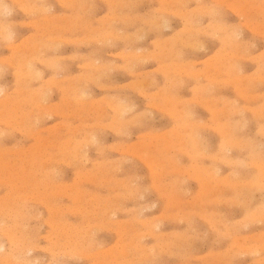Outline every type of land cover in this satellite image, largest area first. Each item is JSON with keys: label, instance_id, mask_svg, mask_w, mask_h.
<instances>
[{"label": "rangeland", "instance_id": "1", "mask_svg": "<svg viewBox=\"0 0 264 264\" xmlns=\"http://www.w3.org/2000/svg\"><path fill=\"white\" fill-rule=\"evenodd\" d=\"M5 2L11 39L0 38V90L6 96L0 104V264H14L29 248L27 259L42 264H254L257 257L241 246L256 242L264 221L247 228L242 222L264 202V190L234 181L236 173L247 182L260 171L251 145L264 142L261 0H31L34 11L25 0ZM205 7L218 14L201 11ZM52 57L61 58L65 70H54L47 62ZM90 60L107 67L83 80ZM28 62L38 77L27 76ZM113 97L133 106L121 130L111 125L117 116ZM184 111L190 135L175 137ZM89 133L99 144H82L74 154ZM130 180L140 186L134 194L126 187Z\"/></svg>", "mask_w": 264, "mask_h": 264}, {"label": "clouds", "instance_id": "2", "mask_svg": "<svg viewBox=\"0 0 264 264\" xmlns=\"http://www.w3.org/2000/svg\"><path fill=\"white\" fill-rule=\"evenodd\" d=\"M26 7H28L30 10H36V5L31 2V0H25ZM261 4L264 5V0H261ZM42 11H47V9H42ZM201 11H206L211 15H217L218 12L215 8H209L205 7ZM10 14V9L8 5L6 4L5 0H0V38H7L10 39V33L8 32V26L5 23V18L7 15ZM61 58L59 57H52L49 59L48 63L51 67H53L58 73L62 72L63 66L61 65ZM86 67L89 69V71L85 74L83 77L84 79H91L93 78L97 73H100L106 69L107 66L101 65L99 61L96 60H90ZM32 69L31 65H28V72L27 75L31 76ZM36 76H39V73L35 74ZM39 99L37 103L42 104L43 98H44V90L41 89L38 92ZM87 97L86 92L80 93V98L85 99ZM115 103V111L117 112V116L112 121V126L117 128L118 130H121L124 128V126L128 123V120L126 117L129 113L133 111V106L126 103L123 100H120L119 98L113 97L112 98ZM5 102V97L3 90H0V104H3ZM262 112H264V106H262ZM181 122L178 125L177 129L174 130L173 135L175 137H184L186 135H190L189 130L191 129L192 125L189 123L187 119V114L181 115ZM99 144V141L97 139V136L95 133H89L88 136L84 141H78L77 144L73 147L72 152L74 154H78L80 151V147L82 144ZM253 153L257 156L259 161V174L255 176L253 179L243 182L239 178V173L235 174V183L241 184V183H247L248 185L255 187L257 189L264 190V142H261L259 144H253L251 145ZM86 155V154H85ZM129 194H134L139 191L138 185L134 181H129L126 185ZM264 221V202H262L260 205H258L256 208L252 209L247 217H245V220L243 223V226L247 228L249 226V223L251 222H260ZM155 228L158 229L159 225L154 224ZM241 247L245 248V250L252 254L253 256H256L257 259L254 261V264H264V233H261L256 242L250 245H242ZM4 255V249L3 246L0 245V260H3ZM31 255V249L29 248L26 253H22V256H19L15 259L14 264H42L41 260H28L27 256Z\"/></svg>", "mask_w": 264, "mask_h": 264}, {"label": "bare ground", "instance_id": "3", "mask_svg": "<svg viewBox=\"0 0 264 264\" xmlns=\"http://www.w3.org/2000/svg\"><path fill=\"white\" fill-rule=\"evenodd\" d=\"M42 1H43V0H42ZM54 1H55V0H54ZM74 1H75V0H74ZM126 1H127V0H126ZM157 1H158V0H157ZM160 1H161V0H160ZM162 1H163V0H162ZM190 1H191V0H190ZM194 1H195V0H194ZM199 1H200V0H199ZM207 1H208V0H207ZM254 1H255V0H254ZM14 2H15V1H14ZM40 2H41V1H40ZM77 2H78V1H77ZM107 2H108V1H107ZM121 2H122V1H121ZM141 2H142V0H141ZM172 2H173V0H172ZM177 2H178V1H177ZM188 2H189V1H188ZM235 2H236V1H235ZM247 2H248V1H247ZM251 2H252V1H251ZM12 3H13V2H12ZM20 3H21V2H20ZM63 3H64V2H63ZM72 3H73V2H72ZM87 3H88V2H87ZM116 3H117V2H116ZM125 3H126V2H125ZM136 3H138V2H136ZM136 3H135V4H136ZM147 3H149V2H147ZM161 3H162V2H161ZM170 3H171V2H170ZM195 3H196V2H195ZM244 3H245V2H244ZM46 4H47V3H46ZM76 4H77V3H76ZM118 4H119V3H118ZM237 4H239V3H237ZM237 4H236V5H237ZM70 5H71V4H70ZM70 5H69V6H70ZM88 5H89V3H88ZM95 5H96V4H94V6H95ZM126 5H127V4H126ZM166 5H168V4H166ZM176 5H177V4H176ZM180 5H181V4H180ZM244 5H245V4H244ZM12 6H13V5H12ZM62 6H63V5H62ZM69 6H68V7H69ZM73 6H74V5H73ZM76 6H77V5H76ZM76 6H75V7H76ZM124 6H125V4H124ZM129 6H130V5H129ZM129 6H128V8H129ZM174 6H175V5H174ZM184 6H185V5H184ZM184 6H183V7H184ZM43 7H44V6H43ZM43 7L41 6L42 9H44ZM87 7H88V6H87ZM91 7H92V6H91ZM91 7H90V8H91ZM101 7H102V6H101ZM113 7H115V6H113ZM121 7H123V6H121ZM126 7H127V6H126ZM172 7H173V6H172ZM175 7H176V6H175ZM209 7H210V6H209ZM218 7H219V6H218ZM24 8H25V6H24ZM24 8H22V9L25 10ZM45 8H46V7H45ZM116 8H117V6H116ZM194 8H195V7H194ZM202 8H203V7H202ZM232 8H234V7H232ZM232 8H231L230 10H232ZM240 8H241V7H240ZM74 9H75V8H74ZM91 9H92V8H91ZM120 9H121V8H120ZM123 9H124V7H123ZM216 9H217V8H216ZM257 9H259V8H257ZM260 9H261V8H260ZM28 10H29V9H28ZM70 10L72 11V8H71ZM75 10H76V9H75ZM78 10H79V9H78ZM84 10H85V9H84ZM130 10H131V8H130ZM238 10H239V9H238ZM255 10H256V9H255ZM10 11H11V10H10ZM13 11H14V10H13ZM33 11H34V10H33ZM86 11H87V10H86ZM90 11H91V10H90ZM121 11H122V10H121ZM160 11H161V10H160ZM164 11H165V10H164ZM167 11H168V10H167ZM171 11H172V10H171ZM171 11H170V12H171ZM256 11H257V10H256ZM259 11H260V10H259ZM14 12H15V11H14ZM37 12H38V11H37ZM79 12H80V11H79ZM94 12H95V11H94ZM161 12H163V11H161ZM184 12H185V11H184ZM199 12H200V11H199ZM51 13H52V12H51ZM113 13H114V12H113ZM129 13H130V12H129ZM180 13H181V12H180ZM193 13H194V11H193ZM228 13H229V12H228ZM236 13H237V12H236ZM57 14H58V13H57ZM64 14H65V13H64ZM69 14H70V13H69ZM130 14H133V13H130ZM203 14H204V13H203ZM12 15H13V14H12ZM44 15H45V14H44ZM62 15H63V14H62ZM80 15H81V14H80ZM107 15H108V14H107ZM123 15H124V14H123ZM135 15H136V14H135ZM138 15H139V14H138ZM154 15H155V14H154ZM198 15H199V14H198ZM225 15H226V14H225ZM236 15H238V14H236ZM263 15H264V13H263ZM27 16H28V15H27ZM70 16H71V14H70ZM76 16H77V14H76ZM82 16H83V15H82ZM159 16H160V15H159ZM161 16H162V15H161ZM60 17H61V16H60ZM87 17H88V16H87ZM126 17H127V14H126ZM131 17H132V16H131ZM131 17H130V19H131ZM140 17H141V16H140ZM145 17H146V15H145ZM157 17H158V16H157ZM237 17H238V16H237ZM39 18H41V17H39ZM69 18H70V17H69ZM78 18H79V17H78ZM88 18H89V17H88ZM98 18H99V17H98ZM134 18H135V16H134ZM184 18H185V17H184ZM188 18H189V17H188ZM194 18H195V17H194ZM209 18H210V17H209ZM209 18H208V19H209ZM14 19H15V18H14ZM45 19H46V18H45ZM157 19H158V18H157ZM162 19H163V18H162ZM195 19H196V18H195ZM83 20H84V19H83ZM113 20H114V19H113ZM120 20H121V19H120ZM123 20H124V19H123ZM137 20H138V19H137ZM192 20H193V19H192ZM67 21H69V20L67 19ZM91 21L93 22V20H91ZM142 21H144V20L142 19ZM147 21H148V19H147ZM156 21H157V20H156ZM160 21H161V19H160ZM189 21H190V19H189ZM220 21H222V20H220ZM58 22H59V21H58ZM65 22H66V21H65ZM129 22H130V21H129ZM149 22H150V21H149ZM151 22H152V21H151ZM195 22H197V21L195 20ZM260 22H261V21H260ZM7 23H8V22H7ZM23 23H24V22H23ZM28 23H29V22H28ZM28 23H27V24H28ZM31 23H32V22H31ZM31 23H30V24H31ZM33 23H35V22L33 21ZM33 23H32V24H33ZM49 23H50V22H49ZM60 23H61V22H60ZM66 23H67V22H66ZM68 23H69V22H68ZM84 23H85V22H84ZM113 23H114V22H113ZM123 23H125V22H123ZM127 23H128V22H127ZM155 23H156V22H155ZM164 23H165V22H164ZM8 24H9V23H8ZM10 24H11V23H10ZM12 24H13V23H12ZM12 24H11V25H12ZM80 24H81V23H80ZM86 24H87V23H86ZM90 24L92 25V23H90ZM90 24H88L89 27H90ZM128 24H129V23H128ZM128 24H127V25H128ZM150 24H151V23H150ZM157 24H160V23H157ZM184 24H185V23H184ZM208 24H209V23H208ZM21 25H22V24H21ZM33 25H34V24H33ZM45 25H46V24H45ZM51 25H52V24H50V26H51ZM113 25H114V24H113ZM132 25H133V24H132ZM148 25H149V24H148ZM166 25H167V24H166ZM166 25H164V26H166ZM191 25H192V24H191ZM216 25H217V24H216ZM229 25H230V24H229ZM241 25H242V24H241ZM259 25H260V24H259ZM7 26H8V25H7ZM23 26H24V25H23ZM64 26H65V25H64ZM68 26H69V25H68ZM70 26H71V25H70ZM78 26H79V25H78ZM110 26H111V25H110ZM158 26H159V25H158ZM234 26H235V25H234ZM239 26H240V25H239ZM263 26H264V25H263ZM8 27H9V26H8ZM10 27H11V26H10ZM34 27H35V26H34ZM60 27H61V26H60ZM60 27H59V28H60ZM81 27H82V26H81ZM114 27H115V26H114ZM125 27H126V26H125ZM159 27H160V26H159ZM169 27H170V26H169ZM191 27H192V26H191ZM211 27H212V26H211ZM224 27H225V26H224ZM226 27H227V26H226ZM14 28H15V27H14ZM50 28H51V27H50ZM90 28H92V27H90ZM213 28H214V27H213ZM219 28H220V24H219ZM240 28H241V26H240ZM263 28H264V27H263ZM12 29H13V28H12ZM44 29H45V28H44ZM75 29H76V28H75ZM81 29H82V28H81ZM115 29H116V27H115ZM115 29H114V30H115ZM117 29H118V28H117ZM143 29H144V28H143ZM164 29H165V28H164ZM197 29H198V28H197ZM227 29H228V28H227ZM229 29H230V28H229ZM65 30H66V29H65ZM88 30H89V29H88ZM88 30H86V33H87ZM98 30H99V29H98ZM111 30H112V29H111ZM118 30H119V29H118ZM181 30H182V29H181ZM186 30H187V29H186ZM193 30H194V29H193ZM217 30H218V29H217ZM231 30H232V28H231ZM258 30H259V28L257 29V33H258ZM9 31H10V30H9ZM37 31H38V30H37ZM52 31H53V30H52ZM92 31H93V30H92ZM125 31H126V29H125ZM145 31H146V29H145ZM157 31H158V30H157ZM161 31H162V30H161ZM239 31H240V30H239ZM249 31H250V29H249ZM42 32H43V31H42ZM119 32H120V31H119ZM136 32H137V30H136ZM139 32H141V31H139ZM213 32H214V31H213ZM229 32H230V31H229ZM260 32H261V31H260ZM9 33H10V32H9ZM62 33H63V32H62ZM62 33H61V35H62ZM64 33H65V32H64ZM83 33H84V32H83ZM88 33H89V32H88ZM145 33H146V32H145ZM179 33H180V32H179ZM185 33H186V32H185ZM196 33H197V31H196ZM201 33H202V32H201ZM203 33H204V32H203ZM250 33H251V32H250ZM255 33H256V32H255ZM19 34H20V33H19ZM104 34H105V33H104ZM108 34H110V33H108ZM136 34H137V33H136ZM160 34H161V33H160ZM160 34H159V35H160ZM252 34H253V32H252ZM262 34H263V33H262ZM40 35H41V34H40ZM90 35H91V34H90ZM124 35H126V34H124ZM129 35H130V34H129ZM137 35H138V34H137ZM144 35H145V34H144ZM144 35H143V37H144ZM159 35H158V38H159ZM161 35H162V34H161ZM175 35H176V34H175ZM177 35H178V34H177ZM181 35H182V33H181ZM241 35H242V34H241ZM11 36H12V35H11ZM59 36H60V35H59ZM82 36H83V35H82ZM86 36H87V35H86ZM138 36H139V35H138ZM185 36H186V35H185ZM188 36H189V35H188ZM30 37H31V35H30ZM40 37H41V36H40ZM100 37H101V36H100ZM131 37H132V36H131ZM136 37H137V36H136ZM141 37H142V35H141ZM143 37H142V38H143ZM173 37H174V36H173ZM173 37H172V38H173ZM176 37H177V36H176ZM192 37H193V36H192ZM195 37H196V36H195ZM203 37H204V36H203ZM209 37H210V35H209ZM240 37H241V36H240ZM6 38H7V37H6ZM32 38H33V37H32ZM75 38H76V37H75ZM110 38H112V37H110ZM119 38H120V37H119ZM139 38H140V37H139ZM188 38H190V36H189ZM231 38H232V37H231ZM261 38H263V36H262ZM10 39H11V37H10ZM79 39H80V38H79ZM98 39H100V38H98ZM107 39H109V38L107 37ZM128 39H129V38H128ZM134 39H138V38H134ZM181 39H182V37H181ZM185 39H186V38H185ZM191 39H192V38H191ZM203 39H204V38H203ZM208 39H209V38H208ZM252 39H253V38H252ZM252 39H251V40H252ZM257 39H258V38H257ZM4 40H6V39H4ZM8 40H9V39H8ZM22 40H23V39H22ZM40 40H41V39H40ZM54 40H55V39H54ZM64 40H65V39H64ZM92 40H93V39H92ZM116 40H117V39H116ZM118 40H119V39H118ZM129 40H131V39H129ZM171 40H172V39H171ZM182 40H184V39H182ZM198 40H199V39H198ZM228 40H229V39H228ZM228 40H227V41H228ZM261 40H262V39H261ZM61 41H62V40H61ZM66 41H67V40H66ZM68 41H69V40H68ZM72 41H73V40H72ZM102 41H103V40H102ZM104 41H105V40H104ZM108 41H109V40H108ZM125 41H126V39H125ZM136 41H138V40H136ZM136 41H133V42H136ZM162 41H163V40H162ZM166 41H167V40H166ZM168 41H169V40H168ZM189 41H190V40H189ZM195 41H196V40H195ZM21 42H22V41H21ZM39 42H40V41H39ZM70 42H71V41H70ZM74 42H76V41H74ZM87 42H88V40H87ZM94 42H96V40H95ZM97 42H98V41H97ZM117 42H118V41H117ZM123 42H124V41H123ZM126 42H127V41H126ZM131 42H132V41H131ZM181 42H182V41H181ZM185 42H186V41H185ZM201 42H203V41H201ZM237 42H238V41H237ZM19 43H20V42H19ZM26 43H27V41H26ZM82 43H83V42H82ZM85 43H86V42H85ZM99 43H100V42H99ZM165 43H166V42H165ZM165 43H164V44H165ZM168 43H169V42H168ZM186 43H187V42H186ZM188 43H189V42H188ZM223 43H224V41H223ZM253 43H254V42H253ZM21 44H22V43H21ZM34 44H36V43H34ZM40 44H42V43H39L38 46H40ZM46 44H47V43H46ZM102 44H103V43H102ZM105 44H106V43H105ZM132 44H133V43H132ZM135 44H137V42H136ZM190 44H191V43H190ZM192 44H193V43H192ZM202 44H203V43H202ZM227 44H228V43H227ZM227 44H226V45H227ZM232 44H233V43H232ZM239 44H240V43H239ZM15 45H18V44H15ZM50 45H51V44H50ZM81 45H82V44H81ZM98 45H99V44H98ZM98 45H97V46H98ZM103 45H104V44H103ZM126 45H128V44H126ZM165 45H166V44H165ZM165 45H164V46H165ZM175 45H176V44H175ZM177 45H178V44H177ZM193 45H194V44H193ZM193 45H192V46H193ZM240 45H241V44H240ZM85 46H86V45H85ZM101 46H102V45H101ZM133 46H134V44H133ZM189 46H190V45H189ZM198 46H199V45H198ZM206 46H207V45H206ZM222 46H223V45H222ZM228 46H229V45H228ZM228 46H227V47H228ZM252 46H253V45H252ZM10 47H11V46H10ZM15 47H16V46H15ZM125 47H126V46H125ZM248 47H249V46H248ZM250 47H251V46H250ZM25 48H26V47H25ZM38 48H39V47H38ZM56 48H57V47H56ZM58 48H59V46H58ZM165 48H166V47H165ZM184 48H185V47H184ZM231 48H232V47H231ZM231 48H230V49H231ZM245 48H246V47H245ZM16 49H17V48H16ZM39 49H40V48H39ZM140 49H141V48H140ZM143 49H144V48H143ZM198 49H199V48H198ZM11 50H12V49H11ZM43 50H44V48H43ZM55 50L57 51V49H55ZM97 50H98V49H97ZM130 50H131V49H130ZM164 50H166V49H164ZM174 50H175V49H174ZM191 50H193V49L190 48V51H191ZM199 50H200V49H199ZM203 50H204V49H203ZM223 50H224V48H223ZM250 50H251V49H250ZM20 51H23V49L20 50ZM27 51H28V50H27ZM32 51H33V50H32ZM123 51H124V50H123ZM128 51H129V50H128ZM177 51H179V50H177ZM197 51H198V50H197ZM33 52H35V51H33ZM92 52H93V51H92ZM144 52H145V51H144ZM182 52H183V51H182ZM35 53H36V52H35ZM35 53H34V54H35ZM41 53H42V52H41ZM148 53H149V52H148ZM10 54H11V52H10ZM17 54H18V53H17ZM22 54H23V53H22ZM75 54H76V53H75ZM75 54H74V55H75ZM117 54H118V53H117ZM149 54H150V53H149ZM149 54H148V55H149ZM199 54H200V53H199ZM221 54H222V53H221ZM262 54H263V53H262ZM32 55H33V53H32ZM68 55H69V54H68ZM83 55H84V54H83ZM91 55H92V54H91ZM94 55H95V54H94ZM105 55H106V54H105ZM123 55H124V54H123ZM142 55H143V54H142ZM162 55H163V54H162ZM180 55H181V54H180ZM185 55H186V54H185ZM218 55H219V54H218ZM222 55H223V54H222ZM255 55H256V54H255ZM255 55H254V56H255ZM15 56H17V55H15ZM137 56H138V55H137ZM167 56H168V55H167ZM178 56H179V55H178ZM183 56H184V53H183ZM212 56H214V55H212ZM245 56H246V55H245ZM256 56H257V55H256ZM29 57H30V56H29ZM68 57H69V56H68ZM80 57H81V56H80ZM123 57H124V56H123ZM128 57H129V56H128ZM130 57H131V56H130ZM158 57H160V56H158ZM257 57H258V56H257ZM262 57H263V56H262ZM262 57H261V58H262ZM22 58H23V57H22ZM24 58H25V57H24ZM24 58H23V59H24ZM34 58H35V57H34ZM34 58H33V59H34ZM36 58H38V57H36ZM140 58H141L142 60H144L143 57H140ZM144 58H145V57H144ZM167 58H168V57H167ZM253 58H254V57H253ZM29 59H30V58H29ZM38 59H39V58H38ZM45 59H46V58H45ZM74 59H75V58H74ZM121 59H122V57H121ZM130 59H131V58H130ZM132 59H134V58H132ZM153 59H154V58H153ZM168 59H169V58H168ZM176 59H177V57H176ZM182 59H183V58H182ZM184 59H185V58H184ZM191 59H192V58H191ZM226 59H227V58H226ZM248 59H249V58H248ZM254 59H255V58H254ZM124 60H125V59H124ZM134 60H135V59H134ZM142 60H141V61H142ZM149 60H150V59H149ZM157 60H158V59H157ZM210 60H211V59H210ZM236 60H237V59H236ZM261 60H262V59H261ZM261 60H260V61H261ZM48 61H49V60H47V62H48ZM63 61H64V60H63ZM97 61H98V60H97ZM104 61H105V60H104ZM126 61H127V60H126ZM173 61H174V60H173ZM202 61H203V60H202ZM214 61H215V60H214ZM223 61H224V60H223ZM239 61H240V60H239ZM243 61H244V60H243ZM253 61H254V60H253ZM25 62H27V61H25ZM25 62H24V63H25ZM111 62H112V61H111ZM135 62H136V61H135ZM189 62H190V61H189ZM218 62H219V61H218ZM18 63H19V62H18ZM100 63H101V62H100ZM130 63H131V62H130ZM141 63H142V62H141ZM143 63H144V62H143ZM143 63H142V64H143ZM159 63H160V62H159ZM180 63H181V62H180ZM195 63H196V62H195ZM197 63H198V62H197ZM216 63H217V62H216ZM252 63H253V62H252ZM256 63H257V62H256ZM28 64H29V62H28ZM43 64H44V63H43ZM111 64H112V63H111ZM122 64H123V63H122ZM128 64H129V63H128ZM131 64H132V63H131ZM185 64H186V63H185ZM185 64H184V65H185ZM242 64H243V63H242ZM9 65H10V64H9ZM108 65H109V63H108ZM176 65H177V64H176ZM176 65L174 64V66H176ZM207 65H208V63H207ZM222 65H223V63H222ZM227 65H228V64H227ZM234 65H236L235 62H234ZM125 66L127 67L126 64H125ZM134 66H135V65H134ZM137 66H138V65H137ZM142 66H143V65H142ZM177 66H178V65H177ZM202 66H203V65H202ZM263 66H264V65H263ZM23 67H24V65H23ZM27 67H28V65H27ZM77 67H78V66H77ZM115 67H116V66H115ZM118 67H119V66H118ZM126 67H125V68H126ZM165 67H166V66H165ZM169 67H170V66H169ZM183 67H184V66H183ZM187 67H188V66H187ZM209 67H210V66H209ZM221 67H222V66H221ZM237 67H238V66H237ZM18 68H19V67H18ZM63 68H64V67H63ZM108 68H110V67H108ZM130 68H131V67H130ZM166 68H167V67H166ZM207 68H208V67H207ZM67 69H68V68H67ZM112 69H113V68H112ZM117 69H118V68H117ZM119 69H120V67H119ZM119 69H118V70H119ZM122 69H123V67H122ZM177 69H178V68H177ZM186 69H187V68H186ZM196 69H198V68H196ZM214 69H215V68H214ZM242 69H243V68H242ZM263 69H264V68H263ZM34 70H35V68H34ZM54 70H55V69H54ZM64 70H65V68H64ZM130 70H131V69H130ZM152 70H155V69L153 68ZM165 70H166V69H165ZM172 70H173V69H172ZM182 70H183V69H182ZM190 70H192V69H190ZM202 70H203V69H202ZM208 70H209V68H208ZM228 70H229V69H228ZM228 70H227V71H228ZM84 71H85V70H84ZM110 71H111V70H110ZM110 71H109V72H110ZM125 71H126V70H125ZM128 71H129V68H128L127 72H128ZM192 71H194V70H192ZM205 71H206V69H205ZM214 71H215V70H214ZM218 71H219V70H218ZM15 72H16V71H15ZM20 72H21V71H20ZM25 72H26V71H25ZM35 72H36V71H35ZM156 72H157V71H156ZM161 72H162V71H161ZM164 72H165V71H164ZM194 72H195V71H194ZM194 72H193V73H194ZM230 72H231V71H230ZM238 72H239V71H238ZM38 73H39V72H38ZM60 73H61V72H60ZM143 73H144V72H143ZM146 73H147V71H146ZM165 73H166V72H165ZM165 73H164V74H165ZM193 73H190V74H193ZM200 73H201V72H200ZM207 73H208V72H207ZM219 73H220V72H219ZM234 73H235V72H234ZM263 73H264V72H263ZM19 74H21V73H19ZM25 74H26V73H25ZM33 74H35V73L33 72ZM82 74H83V73H82ZM102 74H104V73H102ZM149 74H152V73H149ZM173 74H174V73H173ZM177 74H179V73H177ZM187 74H188V72H187ZM196 74H197V73H196ZM196 74H195V75H196ZM229 74H230V73H229ZM237 74H238V73H237ZM252 74H253V73H252ZM39 75H40V74H39ZM97 75H98V74H97ZM134 75H135V73H134ZM138 75H139V74H138ZM144 75H145V74H144ZM166 75H167V74H166ZM179 75H180V74H179ZM179 75H178V76H179ZM209 75H210V74H209ZM231 75H232V74H231ZM27 76H28V75H27ZM31 76H32V75H31ZM34 76H35V75H34ZM55 76H56V75H55ZM83 76H85V75H83ZM107 76H108V75H107ZM131 76H132V75H131ZM145 76H146V75H145ZM150 76H152V75H150ZM156 76H157V75H156ZM205 76H206V75H205ZM253 76H254V75H253ZM261 76H262V75H261ZM37 77H38V76H37ZM49 77H51V76H49ZM49 77H48V78H49ZM76 77H77V76H76ZM98 77H99V75H98ZM104 77H105V76H104ZM174 77H175V76H174ZM194 77H196V76H194ZM227 77H228V76H227ZM230 77H231V76H230ZM249 77H250V76H249ZM258 77H259V76H258ZM25 78H26V77H25ZM28 78H29V77H28ZM65 78H66V77H64V79H65ZM67 78H68V77H67ZM82 78H83V77H82ZM101 78H102V77H101ZM108 78H109V77H108ZM151 78H152V77H151ZM153 78H154V77H153ZM179 78H180V77H179ZM261 78H262V77H261ZM15 79H16V78H15ZM30 79H33V78L30 77ZM93 79H94V78H93ZM149 79H150V78H149ZM192 79H193V78H192ZM204 79H205V78H204ZM206 79H207V78H206ZM245 79H247V78H245ZM22 80H23V79H22ZM34 80H35V79H34ZM75 80H77V79H75ZM83 80H84V78H83ZM86 80H87V79H86ZM88 80H89V79H88ZM145 80H146V79H145ZM164 80H165V79H164ZM166 80H167V79H166ZM188 80H189V79H188ZM218 80H219V79H218ZM255 80H256V79H255ZM29 81H30V80H29ZM46 81H47V80H46ZM60 81H61V80H60ZM92 81L94 82L95 80H92ZM97 81H98V80H97ZM97 81H96V82H97ZM111 81H112V80H111ZM116 81H118V80H116ZM138 81H139V80H138ZM138 81H137V82H138ZM177 81H179V80H177ZM192 81H194V80H192ZM241 81H242V80H241ZM244 81H245V80H244ZM244 81H243V82H244ZM252 81H253V80H252ZM256 81H257V80H256ZM258 81H259V80H258ZM258 81H257V82H258ZM80 82H81V81H80ZM88 82H89V81H88ZM128 82H129V81H128ZM132 82H133V81H132ZM135 82H136V81H135ZM224 82H225V80H224ZM228 82H229V81H228ZM254 82H255V81H254ZM72 83H73V82H72ZM102 83H103V82H102ZM130 83H131V82H130ZM138 83H139V82H138ZM150 83H151V81H150ZM150 83H149V85H150ZM180 83H181V82H180ZM183 83H184V82H183ZM183 83H181V84H183ZM186 83L188 84V82H186ZM213 83H214V82H213ZM217 83H218V82H217ZM258 83L260 84L261 82H258ZM56 84H57V83H56ZM58 84H59V83H58ZM76 84H77V82H76ZM121 84H122V83H121ZM136 84H137V83H136ZM151 84H152V83H151ZM153 84H154V83H153ZM153 84H152V85H153ZM177 84H179V83H177ZM195 84H196V83H195ZM207 84H208V83H207ZM228 84H229V83H228ZM251 84H252V83H251ZM261 84H262V83H261ZM24 85H25V84H24ZM112 85H113V84H112ZM141 85H142V84H141ZM157 85H158V84H157ZM56 86H58V85H56ZM76 86H77V85H76ZM78 86H79V85H78ZM85 86H86V85H85ZM208 86H209V84H208ZM74 87H75V86H74ZM79 87H80V86H79ZM99 87H101V86H99ZM105 87H107V86H105ZM110 87H111V86H110ZM113 87H114V86H113ZM116 87H117V86H116ZM116 87H115L114 89H116ZM122 87H123V86H122ZM133 87H134V84H133ZM145 87H146V86H145ZM176 87H177V86H176ZM178 87H179V86H178ZM197 87H198V86H197ZM197 87H196V88H197ZM223 87H224V86H223ZM250 87H251V86H250ZM250 87H249V88H250ZM38 88H40V87H38ZM64 88H65V87H64ZM85 88H86V87H85ZM119 88H120V87H119ZM127 88H128V87H127ZM199 88H200V86H199ZM207 88H208V87H207ZM249 88H248V89H249ZM79 89H80V88H79ZM160 89H161V88H160ZM173 89H174V88H173ZM245 89H246V88H245ZM62 90H63V89H62ZM120 90H121V88H120ZM134 90H135V89H134ZM137 90H138V89H137ZM146 90H148V89H146ZM158 90H159V89H158ZM176 90H177V89H176ZM204 90H205V89H204ZM224 90H225V89H224ZM250 90H251V89H250ZM14 91H15V90H14ZM124 91H125V90H124ZM170 91H171V90H170ZM180 91H181V90H180ZM200 91H201V90H200ZM16 92H17V91H16ZM32 92H33V91H32ZM50 92H51V91H50ZM65 92H66V91H65ZM153 92H154V91H153ZM173 92H174V91H173ZM194 92H195V91H194ZM80 93H81V92H80ZM86 93H87V92H86ZM91 93H92V92H91ZM114 93H115V92H114ZM118 93H119V92H118ZM140 93H141V92H140ZM175 93H176V92H175ZM197 93H198V92H197ZM199 93H200V92H199ZM209 93H210V92H209ZM253 93H254V92H253ZM195 94H196V93H195ZM216 94H217V93H216ZM20 95H21V94H20ZM143 95H144V93H143ZM30 96H31V95H30ZM120 96H121V95H120ZM126 96H127V95H126ZM157 96H158V95H157ZM5 97H6V96H5ZM25 97H26V96H25ZM25 97H24V98H25ZM32 97H33V96H32ZM49 97H50V96H49ZM87 97H88V96H87ZM101 97H102V96H101ZM147 97H148V96H147ZM152 97L155 98V95L152 96ZM178 97H179V96H178ZM222 97H223V96H222ZM237 97H238V96H237ZM242 97H243V96H242ZM248 97H249V96H248ZM35 98H36V97H35ZM98 98H99V97H98ZM102 98H104V97H102ZM126 98H127V97H126ZM254 98H255V97H254ZM7 99H8V98H7ZM14 99H15V98H14ZM32 99H34V98H32ZM36 99H37V98H36ZM73 99H74V98H73ZM109 99H110V98H109ZM169 99H170V97H169ZM195 99H196V98H195ZM202 99H203V98H202ZM209 99H210V98H209ZM211 99H212V98H211ZM213 99H215V98H213ZM213 99H212V100H213ZM249 99H250V98H249ZM249 99H248V100H249ZM101 100H102V99H101ZM160 100H161V99H160ZM170 100H171V99H170ZM200 100H201V99H200ZM212 100H211V101H212ZM257 100H258V99H257ZM259 100H260V99H259ZM6 101H7V100H6ZM36 101H37V100H36ZM74 101H76V100L74 99ZM154 101H155V100H154ZM178 101H179V100H178ZM197 101H198V99H197ZM197 101H195V102H197ZM208 101H209V100H208ZM245 101H246V100H245ZM253 101H254V100H253ZM12 102H13V101H12ZM18 102H19V101H18ZM66 102H67V101H66ZM80 102H81V101H80ZM189 102H190V101H189ZM218 102H219V100H218ZM238 102H239V101H238ZM21 103H22V102H21ZM32 103H33V102H32ZM35 103H36V102H35ZM82 103H83V101H82ZM110 103H111V102H110ZM126 103H127V102H126ZM180 103H181V102H180ZM192 103H193V102H192ZM204 103H205V102H204ZM250 103H251V102H250ZM250 103H249V105H250ZM10 104H11V103H10ZM38 104H39V103H38ZM93 104H94V103H93ZM105 104H107V103H105ZM111 104H112V103H111ZM147 104H148V103H147ZM184 104H185V103H184ZM35 105H36V104H35ZM55 105H56V104H55ZM114 105H115V104H114ZM155 105H156V104H155ZM163 105H164V104H163ZM186 105H187V104H186ZM234 105H235V104H234ZM4 106H5V105H4ZM12 106H13V105H12ZM38 106H39V105H38ZM59 106H60V105H59ZM84 106H85V105H84ZM89 106H90V105H89ZM207 106H208V105H207ZM251 106H252V105H251ZM76 107H77V106H76ZM102 107H104V106H102ZM108 107H109V106H108ZM111 107H112V106H111ZM158 107H159V106H158ZM225 107H226V106H225ZM37 108H38V107H37ZM39 108H40V107H39ZM39 108H38V109H39ZM51 108H52V107H51ZM63 108H64V107H63ZM89 108H90V107H89ZM104 108H105V107H104ZM210 108H211V107H210ZM73 109H75V108L73 107ZM94 109H95V108H94ZM160 109H161V108H160ZM188 109H189V108H188ZM190 109H191V108H190ZM193 109H194V108H193ZM193 109H192V110H193ZM103 110H104V109H103ZM156 110H157V109H156ZM162 110H163V109H162ZM168 110H169V109H168ZM179 110H180V109H179ZM179 110H178V111H179ZM222 110H223V109H222ZM235 110H236V109H235ZM42 111H43V109H42ZM49 111H50V110H49ZM90 111H91V110H90ZM169 111H171V110H169ZM190 111H191V110H190ZM190 111H189V112H190ZM45 112H46V111H45ZM52 112H53V110H52ZM150 112H151V110H150ZM181 112H182V111H181ZM184 112H185V111H184ZM189 112H188V113H189ZM223 112H224V111H223ZM238 112H240V111H238ZM96 113H97V111H96ZM165 113H166V112H165ZM185 113H187V112H185ZM235 113H236V112H235ZM257 113H259V111H258ZM31 114H32V113H31ZM146 114H147V112H146ZM146 114H144V115H146ZM196 114H197V112H196ZM224 114H225V113H224ZM90 115H91V114H90ZM100 115H101V114H100ZM176 115H177V113H176ZM189 115H190V114H189ZM232 115H233V114H232ZM240 115H241V114H240ZM242 115H243V114H242ZM258 115H259V114H258ZM262 115H263V114H262ZM28 116H29V115H28ZM31 116H32V115H31ZM105 116H106V115H105ZM138 116H139V114H138ZM194 116H195V115H194ZM198 116H199V115H198ZM32 117H33V116H32ZM63 117H64V116H63ZM69 117H70V116H69ZM106 117H107V116H106ZM221 117H223V114L221 115ZM34 118H35V117H34ZM80 118H82V117H80ZM102 118H103V117H102ZM104 118H105V117H104ZM133 118H134V117H133ZM141 118L143 119V115H142ZM148 118H150V116H149ZM190 118H191V117H190ZM196 118H197V117H196ZM215 118H216V117H215ZM228 118H229V117H228ZM228 118H226V119H228ZM235 118H236V117H235ZM251 118H252V117H251ZM11 119H12V118H11ZM30 119H31V118H30ZM136 119H137V117H136ZM145 119H146V118H145ZM151 119H152V118H151ZM171 119H172V118H171ZM173 119H174V118H173ZM2 120H3V119H2ZM21 120H22V119H21ZM34 120H35V119H34ZM90 120H92L91 117H90ZM153 120H154V119H153ZM8 121H9V120H8ZM14 121H16V120H14ZM100 121H101V120H100ZM111 121H112V120H111ZM243 121H244V119H243ZM258 121H259V120H258ZM131 122H133V121H131ZM177 122H178V121H177ZM193 122H195V121H193ZM198 122H200V121H198ZM229 122H230V121H229ZM244 122H245V121H244ZM249 122H250V121H249ZM7 123H8V122H7ZM29 123H30V122H29ZM98 123H99V122H98ZM133 123H134V122H133ZM140 123H141V122H140ZM80 124H81V123H80ZM149 124H150V123H149ZM211 124H212V123H211ZM213 124H214V123H213ZM240 124H241V123H240ZM111 125H112V124H111ZM126 125H127V124H126ZM130 125H131V124H130ZM242 125H243V124H242ZM100 126H101V125H100ZM133 126H134V125H133ZM200 126H201V125H200ZM18 127H19V126H18ZM79 127H80V126H79ZM102 127H103V126H102ZM19 128H20V127H19ZM32 128H33V127H32ZM61 128H62V127H61ZM108 128H109V127H108ZM128 128H129V127H128ZM128 128H127V129H128ZM142 128H143V127H142ZM154 128H155V127H154ZM199 128H200V127H199ZM212 128H213V127H212ZM244 128H245V127H244ZM251 128H252V127H251ZM78 129H79V128H78ZM89 129H90V128H89ZM109 129L111 130V128H109ZM152 129H153V127H152ZM208 129H209V128H208ZM227 129H228V128H227ZM242 129H243V128H242ZM16 130H17V128H16ZM31 130H32V129H31ZM39 130H40V129H39ZM43 130H44V129H43ZM18 131H19V130H18ZM102 131H104V130H102ZM116 131H117V130H116ZM169 131H170V130H169ZM229 131H230V130H229ZM247 131H248V130H247ZM21 132H22V131H21ZM72 132H73V131H72ZM92 132H93V131H92ZM96 132L98 133L99 131H96ZM125 132H126V131H125ZM192 132H193V131H192ZM196 132H198V130H197ZM196 132H195V133H196ZM213 132H214V131H213ZM226 132H227V130H226ZM241 132H242V131H241ZM263 132H264V131H263ZM0 133H1V132H0ZM116 133H118V131H117ZM127 133H128V132H127ZM219 133H220V132H219ZM223 133H224V132H223ZM246 133H247V132H246ZM70 134H71V133H70ZM73 134H74V133H73ZM75 134H76V133H75ZM122 134H123V133H122ZM128 134H129V133H128ZM164 134H165V133H164ZM192 134H193V133H192ZM244 134H245V133H244ZM244 134H243V135H244ZM97 135H98V134H97ZM171 135H172V134H171ZM194 135H195V134H194ZM199 135H200V134H199ZM199 135H197V136H199ZM85 136H86V135H85ZM144 136H145V135H144ZM148 136H149V135H148ZM156 136H157V135H156ZM214 136H215V135H214ZM238 136H239V135H238ZM262 136H263V135H262ZM47 137H48V136H47ZM50 137H51V136H50ZM50 137H49V138H50ZM181 138H182V137H181ZM206 138H207V137H206ZM261 138H262V137H261ZM97 139H98V138H97ZM166 139H167V138H166ZM179 139H180V138H179ZM184 139H185V138H184ZM196 139H198V138H196ZM204 139H205V138H204ZM207 139H208V138H207ZM207 139H206V140H207ZM167 140H168V139H167ZM240 140H241V139H240ZM104 141H105V140H104ZM117 141H119V140H117ZM121 141H122V140H121ZM153 141H154V140H153ZM172 141H173V140H172ZM238 141H239V140H238ZM42 142H43V141H42ZM45 142H46V141H45ZM51 142H52V141H51ZM162 142H164V141H162ZM246 142H247V141H246ZM148 143H149V142H148ZM205 143H206V142H205ZM42 144H43V143H42ZM45 144H46V143H45ZM52 144H53V143H52ZM163 144H164V143H163ZM187 144H188V142H187ZM209 144H210V143H209ZM87 145H88V144H87ZM91 145H92V144H91ZM130 145H131V144H130ZM177 145H178V144H177ZM203 145H204V144H203ZM199 146H200V145H199ZM240 146H241V145H240ZM245 146H246V145H245ZM84 147H85V146H84ZM133 147H135V146H133ZM234 147H235V146H234ZM246 147H247V146H246ZM128 148H129V147H128ZM174 148H175V147H174ZM228 148H229V147H228ZM53 149H54V148H53ZM81 149H82V148H81ZM87 149H88V148H87ZM98 149H99V148H98ZM147 149H148V148H147ZM147 149H146V150H147ZM150 149H151V148H150ZM198 149H199V148H198ZM204 149H205V148H204ZM204 149H203V150H204ZM235 149H236V148H235ZM238 149H239V148H238ZM244 149H245V148H244ZM146 150H145V151H146ZM229 150H230V149H229ZM242 150H243V149H242ZM242 150H241V151H242ZM125 151H127V150H125ZM125 151H124V152H125ZM130 151H131V150H130ZM185 151H186V150H185ZM227 151H228V150H227ZM69 152H70V151H69ZM102 152H103V151H102ZM176 152H177V151H176ZM131 153H132V152H131ZM200 153H201V152H200ZM220 153H221V152H220ZM240 153H241V152H240ZM44 154H45V153H44ZM103 154H104V153H103ZM105 154H106V153H105ZM127 154H128V153H127ZM132 154H133V153H132ZM176 154H177V153H176ZM216 154H217V153H216ZM134 155H135V154H134ZM204 155H205V153H204ZM206 155H207V154H206ZM208 155H209V154H208ZM248 155H249V154H248ZM250 155H251V154H250ZM105 156H107V155H105ZM136 156H137V155H136ZM223 156H224V155H223ZM234 156H235V155H234ZM75 157H76V156H75ZM78 157H79V156H78ZM78 157H77V158H78ZM88 157H89V155H88ZM97 157H98V156H97ZM150 157H151V156H150ZM191 157H192V156H191ZM226 157H227V156H226ZM68 158H69V157H68ZM93 158H95V157H93ZM140 158H141V157H140ZM140 158H139V159H140ZM181 158H182V157H181ZM193 158H194V156H193ZM204 158H205V157H204ZM251 158H252V157H251ZM64 159H65V158H64ZM89 159H90V158H89ZM171 159H172V157H171ZM216 159H217V158H216ZM224 159H225V158H224ZM91 160H92V159H91ZM105 160H106V159H105ZM116 160H117V159H116ZM140 160H142V159H140ZM143 160H144V158H143ZM143 160H142V161H143ZM173 160H174V159H173ZM236 160H237V159H236ZM61 161H63V160H61ZM125 161H126V160H125ZM215 161H216V160H215ZM240 161H241V160H240ZM75 162H76V161H75ZM80 162H82V161H80ZM109 162H110V161H109ZM145 162H146V160H145ZM175 162H176V161H175ZM112 163H113V162H112ZM146 163H147V162H146ZM204 163H205V162H204ZM256 163H257V162H256ZM65 164H66V163H65ZM102 164H103V163H102ZM116 164H117V163H116ZM159 164H160V162H159ZM175 164H176V163H175ZM104 165H105V164H104ZM136 165H137V164H136ZM147 165H149V164H147ZM155 166H156V165H155ZM157 166H158V165H157ZM157 166H156V167H157ZM204 166H205V165H204ZM109 167H111V166H109ZM112 167H113V166H112ZM149 167H150V165H149ZM158 167H159V166H158ZM195 167H196V166H195ZM195 167H193V168H195ZM202 167H203V166H202ZM215 167H216V166H215ZM217 167H218V165H217ZM150 168H151V167H150ZM197 168H198V167H197ZM243 168H244V167H243ZM101 169H102V168H101ZM173 169H174V168H173ZM181 169H182V168H181ZM181 169H180V170H181ZM209 169H210V168H209ZM213 169H214V168H213ZM107 170H108V169H107ZM128 170H130V169H128ZM204 170H205V169H204ZM131 171H132V170H131ZM159 171H160V170H159ZM211 171H212V170H211ZM101 172H102V171H101ZM133 172H134V171H133ZM218 172H219V171H218ZM230 172H231V171H230ZM164 173H165V172H164ZM128 174H129V173H128ZM134 174H135V173H134ZM134 174H133V175H134ZM157 174H158V173H157ZM160 174H161V173H160ZM221 174H222V173H221ZM227 174H228V173H227ZM227 174H226V175H227ZM113 175H114V174H113ZM133 175H132V176H133ZM135 175H136V174H135ZM150 175H151V174H150ZM178 175H179V173H178ZM184 175H185V174H184ZM214 175H215V174H214ZM228 175H229V174H228ZM111 176H112V175H111ZM132 176H130V178H131ZM138 176H139V175H138ZM158 176H159V175H158ZM197 176H198V175H197ZM134 177H135V176H134ZM158 178H159V177H158ZM187 178H188V177H187ZM189 178H190V177H189ZM196 178H197V177H196ZM226 178H227V177H226ZM110 179H111V178H110ZM89 180H90V177H89ZM152 180H153V179H152ZM159 180H160V179H159ZM81 181H82V179H81ZM113 181H114V180H113ZM183 181H184V180H183ZM186 181H187V180H186ZM151 182H152V181H151ZM219 182H220V181H219ZM82 183H83V182H82ZM117 183H118V185H119V182H117ZM125 183H126V182H125ZM184 183H185V182H184ZM203 183H204V182H203ZM154 184H155V183H154ZM120 185H121V184H120ZM201 186H203V185H201ZM246 186H247V185H246ZM138 187H140V186H138ZM146 187H147V186H146ZM176 187H177V186H176ZM176 187H175V188H176ZM219 187H220V185H219ZM112 188H113V187H112ZM155 188H156V187H155ZM221 188H222V187H221ZM159 189H160V187H159ZM225 189H226V188H225ZM65 190H66V189H65ZM112 190H113V189H112ZM167 190H169V189H167ZM173 190H174V189H173ZM216 190H217V189H216ZM220 190H221V189H220ZM227 190H228V189H227ZM235 190H236V189H235ZM242 190H243V189H242ZM171 191H172V190H171ZM56 192H57V191H56ZM141 192H142V191H141ZM222 192H223V191H222ZM237 192H238V191H237ZM148 193H149V192H148ZM158 193H159V192H158ZM212 194H213V193H212ZM121 195H123L122 192H121ZM140 195H141V194H140ZM140 195H139V196H140ZM244 195H245V194H244ZM176 196H177V195H176ZM212 196H213V195H212ZM237 196H238V195H237ZM170 197H171V196H170ZM172 197H173V196H172ZM238 197H239V196H238ZM238 197H237V198H238ZM242 197H243V196H242ZM104 198H105V197H104ZM114 198H115V197H114ZM164 198H166V197H164ZM174 198H175V197H174ZM245 198H246V197H245ZM175 199H176V198H175ZM179 199H180V198H179ZM243 199H244V197L242 198V200H243ZM247 199H248V198H247ZM128 200H129V199H128ZM141 200H142V199H141ZM166 200H167V199H166ZM113 201H114V200H113ZM236 201H237V200H236ZM105 202H106V201H105ZM213 202H214V201H213ZM245 202H246V201H245ZM138 204H139V203H138ZM203 204H204V203H203ZM232 204H233V203H232ZM143 205H144V204H143ZM111 206H112V205H111ZM152 206H153V205H152ZM178 206H179V205H178ZM237 206H238V205H237ZM113 207H114V206H113ZM229 207H230V206H229ZM88 208H89V206H88ZM117 208H118V207H117ZM117 208H116V209H117ZM120 208H121V207H120ZM175 208H176V207H175ZM114 209H115V208H114ZM146 209H147V208H146ZM146 209H145V210H146ZM93 210H94V209H93ZM129 211H130V210H129ZM150 211H151V210H150ZM175 211H176V210H175ZM205 211H206V210H205ZM213 211H214V210H213ZM105 212H106V211H105ZM140 212H141V211H140ZM108 213H109V211H108ZM113 213H114V212H113ZM113 213H112V214H113ZM172 213H173V212H172ZM138 214H139V213H138ZM138 214H137V215H138ZM168 214H169V213H168ZM220 214H221V213H220ZM223 215H224V214H223ZM138 216H139V215H138ZM152 216H153V215H152ZM164 217H165V216H164ZM192 218H193V217H192ZM147 219H148V218H147ZM187 219H188V218H187ZM206 219H207V218H206ZM176 220H177V219H176ZM152 221H154V220H152ZM210 222H211V221H210ZM241 222H242V221H241ZM118 223H119V222H118ZM196 223H197V222H196ZM141 224H142V223H141ZM218 224H219V223H218ZM241 224H242V223H241ZM130 227H131V226H130ZM190 227H191V226H190ZM213 227H214V226H213ZM238 228H239V227H238ZM136 229H137V228H136ZM151 229H152V228H151ZM151 229H150V230H151ZM140 230H141V229H140ZM217 230H218V229H217ZM200 233H202V232H200ZM144 235H145V234H144ZM200 235H201V234H200ZM200 235H199V236H200ZM120 236H121V235H120ZM199 236H198V237H199ZM203 237H204V236H203ZM228 237H229V236H228ZM180 238H181V237H180ZM185 238H186V237H185ZM192 239H193V236H192ZM255 239H256V238H255ZM217 240H218V239H217ZM234 241H235V240H234ZM82 243H83V242H82ZM90 243H91V242H90ZM122 244H123V243H122ZM96 245H97V243H96ZM61 246H62V245H61ZM69 246H70V245H69ZM165 249H166V248H165ZM242 249H243V248H242ZM242 249H241V250H242ZM163 250H164V249H163ZM197 250H198V249H197ZM244 250H245V249H244ZM62 252L64 253V251H62ZM108 252H109V251H108ZM166 252H167V251H166ZM24 253H25V252H24ZM110 254H111V253H110ZM123 254H124V252H123ZM21 255H22V254H21ZM84 255H85V254H84ZM173 255H174V254H173ZM6 256H7V255H6ZM145 256H146V255H145ZM152 256H153V255H152ZM10 257H11V256H10ZM111 257H112V256H111ZM106 258H107V257H106ZM171 258H172V257H171ZM116 259H117V258H116ZM139 259H140V258H139ZM167 259H168V258H167ZM28 260H29V259H28ZM61 260H62V259H61ZM141 260H142V259H141ZM8 262H9V261H8ZM100 264H101V263H100Z\"/></svg>", "mask_w": 264, "mask_h": 264}]
</instances>
